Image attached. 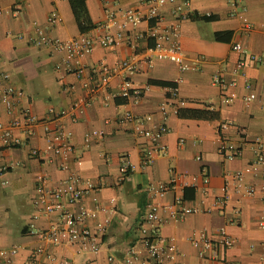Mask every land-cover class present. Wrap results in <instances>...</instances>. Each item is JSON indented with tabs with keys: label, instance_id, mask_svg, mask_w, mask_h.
I'll list each match as a JSON object with an SVG mask.
<instances>
[{
	"label": "crops",
	"instance_id": "crops-1",
	"mask_svg": "<svg viewBox=\"0 0 264 264\" xmlns=\"http://www.w3.org/2000/svg\"><path fill=\"white\" fill-rule=\"evenodd\" d=\"M85 2L95 27L81 33L68 0H0L3 9L0 14V70L9 74L10 84L25 93L19 103L9 109L0 100V122L7 124L13 119L22 122L20 109L25 106L41 118L51 117L58 109L69 108L76 98L86 94L82 81L94 64L100 60L113 64L143 49L145 42L137 39V34L144 31L148 23L141 21L132 26L123 23L120 16L122 10L136 8L138 0ZM183 2L166 0L161 8L159 26L177 25L176 38L186 59L195 65L194 70L180 71L177 64L162 58L154 59L150 65L141 61L130 80L133 87H142L143 92L127 99L118 95L121 76H114L106 92H98L89 104L76 111L75 121L67 116L61 118L73 146L64 169L59 166L63 160L61 156L46 161L30 153L33 148L42 149L45 145L42 124H36L33 134L20 145L0 143V168H3L0 170V244L25 246L13 257L12 264H26L31 253L29 248L40 246L43 249L38 253L40 258L45 257V252H52L74 264H110V255L123 264L121 260L132 246L140 251L139 258L142 259L145 256L143 241L151 231L145 215L151 209L162 218L157 225L160 237L175 244L181 264L261 262L264 230L258 221L264 212V204L260 177L248 174L242 180V183L257 187L254 195L240 197L232 192L223 209L212 208L211 202L222 192L225 172L242 168L252 160L256 153L255 139L264 142V0H235L236 8L231 0H192L186 7ZM15 4L21 5L17 16L10 12ZM178 5L188 13V18L181 19L173 12ZM146 8L142 7L143 10ZM51 11H56L62 18L54 26L47 23ZM109 13L114 14L110 31L114 33L120 29L123 37L103 46L99 40L105 30L98 25ZM33 22L41 25L53 38L87 36L93 40V51L83 59L85 69L81 78L66 71L62 52L50 45L36 46L30 42V36L34 34ZM247 22L250 23L249 30L244 29ZM234 43H240L242 51L234 50ZM243 51L263 54V58L258 62L249 61L241 70L235 71L236 61ZM217 71L234 84L224 88L214 83L213 75ZM149 80L167 81L172 85L151 84ZM246 82L250 83L249 88L245 86ZM172 87L176 88L175 93ZM230 92L234 94L233 99L224 102L223 96ZM250 92L256 97L246 104L244 96ZM204 107L214 110L218 118L202 120L177 115L179 108ZM126 110L138 116L150 115L146 128L153 129L162 122L168 128L160 140L164 150L147 167H141V158L151 142L148 137L134 132L130 122L118 121V115ZM223 121L232 124L218 129ZM13 134L22 136L21 127H14ZM222 138L241 148L232 160L221 157L218 152ZM197 154L201 155L200 160L196 158ZM124 166H128L127 171L123 170ZM202 166L206 167L209 177L207 184L203 183ZM70 172L95 185V189L70 206L75 212L81 205L97 210L94 218H86L78 226L96 230L98 221L109 219L97 251L79 250L65 234L59 235L56 241L43 238V231L56 222L57 217L55 214L44 215L34 205L39 179L47 176L50 187ZM173 172L184 174L183 180L188 183L182 204L174 205L175 209L185 206L210 207L212 210L185 212L179 217H174L171 210H164L162 206L171 203L175 193L153 197L148 193V187L169 182ZM24 195L31 197L30 202L25 201ZM6 200L18 204L9 207ZM222 226L234 238V245L220 248L215 259L209 257V250L200 257L199 247L189 242V235L203 228L215 241L219 239L218 230Z\"/></svg>",
	"mask_w": 264,
	"mask_h": 264
},
{
	"label": "built area",
	"instance_id": "built-area-1",
	"mask_svg": "<svg viewBox=\"0 0 264 264\" xmlns=\"http://www.w3.org/2000/svg\"><path fill=\"white\" fill-rule=\"evenodd\" d=\"M192 0H184L183 6L186 7ZM166 0H138V6L132 9L122 10L120 16L123 23H129L136 26L141 21L148 23L147 28L137 34V39L143 40L145 45L141 51L134 52L128 57L118 60L113 64H108L105 61H98L89 71L86 79L82 81V88L86 94L76 98L69 108H61L52 112L49 118H41L34 114L29 107H21L20 112L23 116L22 122L17 119L9 121L5 124L0 122V143L4 146H17L25 142L28 137L34 132L36 124H42L45 131V145L42 149L33 148L31 154L35 157L52 161L55 156H61L62 161L59 164L60 168H66V158L68 154L73 152V146L69 140V132L64 128L61 118L67 116L73 121L76 120L75 113L83 105L89 104L93 97L98 92H106L107 87L114 76H121L119 96L127 99L131 96H139L143 92L142 87H133L130 76L139 68L141 61L147 62L149 65L156 58L167 59L177 64L180 71L194 70L195 65L188 61L179 44L177 35V25L170 27H160L159 23L162 19L161 8L164 6ZM232 5L236 8L235 0H231ZM146 6V10L142 7ZM21 9L20 4H15L11 7L12 15L17 16ZM3 9L0 7V14ZM173 12L181 19L188 18V13L185 12L181 5L174 8ZM62 18L56 11H51L47 17L49 26L61 22ZM114 24V14L109 13L107 19L98 25V28L105 30L104 35L100 38V43L107 46L115 40L123 37V32L118 29L116 32H111L110 27ZM34 34L30 36V42L36 46H53L55 49L62 52V62L66 71L73 73L77 78H81L85 69L83 59L91 54L94 48L93 40L87 36H78L67 39L53 38L47 34L45 29L33 22ZM119 28H121L119 26ZM245 30L250 29V23L247 22L244 26ZM148 40H152L153 44H148ZM232 48L237 51H242L240 43H234ZM242 56L236 61L234 70H241L247 62H258L263 58V54H254L249 52H242ZM213 82L227 88L234 84L233 81H226L220 76L219 71L213 75ZM247 88L250 83L246 82ZM146 87H144L145 89ZM173 93L176 88L172 87ZM25 93L21 88H17L9 83V74L0 70V100L4 102L7 108H11L13 104L19 103L24 97ZM234 97L233 93L223 96V101H230ZM254 92H250L244 96V102L248 104L255 99ZM161 111H165V107H161ZM151 120L150 115L138 116L133 112L126 110L118 115L119 122H130L134 132L140 133L149 138L151 146L145 149L141 158V167L150 165L156 155L164 150L165 146L160 142L162 135L167 131L165 123L158 124L155 128H146V124ZM231 121H223L218 125V129H223L231 125ZM20 126L22 129V136L14 135L13 128ZM182 142V141H181ZM256 153L252 160L244 167L228 170L224 174V185L222 192L215 195L211 207L223 209L228 203L231 193L236 192L240 197L252 196L256 193L257 187L254 184L242 183L243 178L250 174L259 176L261 186V200L264 204V142L261 139L254 141ZM241 148L236 147L232 142L226 138H222L218 146V152L221 157L232 160L240 153ZM196 158L201 159V155L197 154ZM78 162V161H77ZM79 163V162H78ZM2 171L3 168H0ZM124 171L128 170V166H124ZM203 183L209 182V177L206 174V167H201ZM184 174L173 172L169 182H158L150 184L148 193L153 197H163L168 192H174L173 201L165 204L162 208L171 210L174 217H179L182 213L191 212H205L211 211L212 208L200 207H185L175 209L174 205L182 204L184 188L188 183L183 180ZM183 180V181H181ZM95 189V185L89 181L84 180L78 174L70 172L67 176L59 181L57 184L48 187V178L43 176L38 182V194L34 198V205L41 209L44 215L55 214L57 221L51 223L44 231L43 238L50 241L58 240L59 235L65 234L66 239L70 243L77 245L79 250L97 251L101 243V237L105 233L109 223V219L98 221L96 230H92L87 226L79 227L78 224L86 218H94L97 210L87 208L81 205L78 212L71 209V205L76 203L85 193ZM178 191V192H177ZM145 220L150 224V235L144 238L145 256L140 259V251L135 247H129L124 258L121 260L123 264H181L177 259L179 252L174 243L170 241H163L157 231V225L162 218L155 209H151L145 215ZM259 227L264 230V212L258 221ZM219 239L213 241L205 229H198L193 231L188 240L193 246L199 247L198 255L205 256V251L209 250V257L215 259L218 257L220 248H230L234 245V238L230 236L225 226L218 230ZM40 247L29 248L31 250L26 264H74L71 260L61 258L52 252H45V257L42 259L38 253L43 249ZM23 245L2 246L0 244V264H12L13 257L24 249ZM264 248V240H263ZM262 260L259 264H264V251ZM110 264H119L116 257L110 255ZM120 261V262H121ZM138 261V263H137Z\"/></svg>",
	"mask_w": 264,
	"mask_h": 264
},
{
	"label": "trees",
	"instance_id": "trees-1",
	"mask_svg": "<svg viewBox=\"0 0 264 264\" xmlns=\"http://www.w3.org/2000/svg\"><path fill=\"white\" fill-rule=\"evenodd\" d=\"M71 7L73 16L78 26V30L81 33H85L95 27V24L91 21L89 16L85 0H68ZM210 16H202L201 18H209ZM148 44H153L152 40H148ZM151 84L158 85H172L171 82L162 80H149ZM177 115L180 118H192L202 120H216L218 118L217 113L208 108H179Z\"/></svg>",
	"mask_w": 264,
	"mask_h": 264
},
{
	"label": "rangeland",
	"instance_id": "rangeland-1",
	"mask_svg": "<svg viewBox=\"0 0 264 264\" xmlns=\"http://www.w3.org/2000/svg\"><path fill=\"white\" fill-rule=\"evenodd\" d=\"M23 197L25 198V201L28 200V201L30 202V198H31L30 196H28V195H24ZM3 202H4V201H3ZM0 203H2V200H0ZM6 203L9 204V207H12V204H18V203H16L15 201L12 202V203L10 204V202H9L8 200H6ZM29 204H31V203H29ZM12 210H13V209H12Z\"/></svg>",
	"mask_w": 264,
	"mask_h": 264
}]
</instances>
